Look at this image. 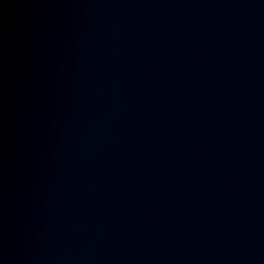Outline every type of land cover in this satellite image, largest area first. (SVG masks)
I'll use <instances>...</instances> for the list:
<instances>
[{
    "label": "water",
    "instance_id": "95a60500",
    "mask_svg": "<svg viewBox=\"0 0 264 264\" xmlns=\"http://www.w3.org/2000/svg\"><path fill=\"white\" fill-rule=\"evenodd\" d=\"M0 264H264V0H0Z\"/></svg>",
    "mask_w": 264,
    "mask_h": 264
}]
</instances>
